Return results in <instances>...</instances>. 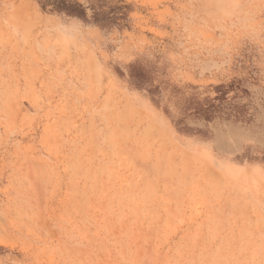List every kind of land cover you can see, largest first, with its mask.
I'll list each match as a JSON object with an SVG mask.
<instances>
[{
  "label": "rangeland",
  "instance_id": "rangeland-1",
  "mask_svg": "<svg viewBox=\"0 0 264 264\" xmlns=\"http://www.w3.org/2000/svg\"><path fill=\"white\" fill-rule=\"evenodd\" d=\"M0 264H264V0H0Z\"/></svg>",
  "mask_w": 264,
  "mask_h": 264
}]
</instances>
